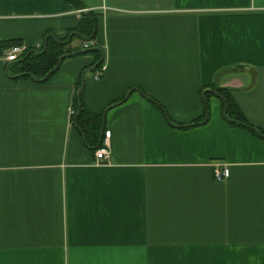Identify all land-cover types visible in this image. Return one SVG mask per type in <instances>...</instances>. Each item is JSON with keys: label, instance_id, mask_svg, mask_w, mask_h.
Returning a JSON list of instances; mask_svg holds the SVG:
<instances>
[{"label": "crops", "instance_id": "obj_1", "mask_svg": "<svg viewBox=\"0 0 264 264\" xmlns=\"http://www.w3.org/2000/svg\"><path fill=\"white\" fill-rule=\"evenodd\" d=\"M78 2L0 0V264H264V137L229 125L216 95L188 128L149 100L188 123L215 83L264 128V0ZM89 10L98 78L86 54L44 82L7 72L13 44L39 48ZM81 77L90 135L72 115Z\"/></svg>", "mask_w": 264, "mask_h": 264}, {"label": "trees", "instance_id": "obj_2", "mask_svg": "<svg viewBox=\"0 0 264 264\" xmlns=\"http://www.w3.org/2000/svg\"><path fill=\"white\" fill-rule=\"evenodd\" d=\"M75 4L80 7L78 0H73ZM96 19L97 13L92 10L83 12L77 26L69 30L64 36H56L51 33H46L43 36L41 46L39 48L27 49L22 57L16 61L6 64L7 72L10 75L16 76L14 78L30 79L34 82H44L58 69L55 68L59 62V65L69 57H73L77 54L90 55L92 58L91 64L88 69L95 71L100 68L103 63V50L95 43L84 48L83 43L92 41L96 38ZM79 39L82 45L73 46L72 41ZM17 42V41H16ZM10 42L9 45L16 43ZM44 78L41 81L40 79ZM83 78L79 80L78 90L74 96L73 102V121L78 126L84 135H90L93 133L94 116L83 103ZM203 99V112L202 114L188 123L177 122L173 120L163 106L154 100L149 98L152 104L163 114L166 121L173 127L188 128L194 125H199L207 121L209 117V97L216 95L222 102L223 119L231 126L240 127L246 129L258 136L264 137V128L257 127L249 122L241 112L237 105L233 93L234 90L228 87H221L215 83L209 84L202 88ZM119 99L117 102L121 101ZM102 116H100L101 118Z\"/></svg>", "mask_w": 264, "mask_h": 264}, {"label": "built area", "instance_id": "obj_3", "mask_svg": "<svg viewBox=\"0 0 264 264\" xmlns=\"http://www.w3.org/2000/svg\"><path fill=\"white\" fill-rule=\"evenodd\" d=\"M84 11V9H79L78 12H82ZM93 44L92 42L88 43V42H84L83 43V47L86 48L89 45ZM26 48L25 46L21 45V44H13L5 53V60L7 62L9 61H14L19 59L20 57H22L23 53L25 52ZM105 66L101 65L100 68L96 69L94 71V75L95 77H99L102 73V71L104 70ZM72 112V110H71ZM110 135V131L106 130L104 132V142L95 149L94 154L95 157L97 159V163H100V161H108L109 159V150L107 147V139ZM229 174V170L226 166L220 167V166H216L214 168V176L216 179L221 180L223 178H226Z\"/></svg>", "mask_w": 264, "mask_h": 264}, {"label": "water", "instance_id": "obj_4", "mask_svg": "<svg viewBox=\"0 0 264 264\" xmlns=\"http://www.w3.org/2000/svg\"><path fill=\"white\" fill-rule=\"evenodd\" d=\"M62 57H64V56H61L60 58H59V62H58V64L56 65V67L55 68H58V66H59V63H60V59L62 58ZM12 77H16V76H12ZM44 78H42V79H40V80H38V81H41V80H43Z\"/></svg>", "mask_w": 264, "mask_h": 264}, {"label": "rangeland", "instance_id": "obj_5", "mask_svg": "<svg viewBox=\"0 0 264 264\" xmlns=\"http://www.w3.org/2000/svg\"><path fill=\"white\" fill-rule=\"evenodd\" d=\"M74 42L77 44L78 43V45H80L79 43H80V40L79 39H74Z\"/></svg>", "mask_w": 264, "mask_h": 264}]
</instances>
